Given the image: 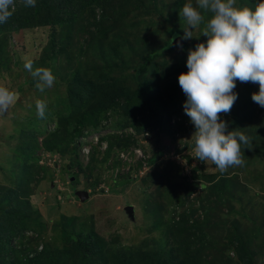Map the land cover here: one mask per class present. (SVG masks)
<instances>
[{"label":"rangeland","instance_id":"1","mask_svg":"<svg viewBox=\"0 0 264 264\" xmlns=\"http://www.w3.org/2000/svg\"><path fill=\"white\" fill-rule=\"evenodd\" d=\"M173 2L163 0L166 7L161 10V17L173 28H181L182 35L173 38L177 49L163 53L156 63L160 69L181 71L187 69L188 50L179 45L192 44L194 49L197 43L205 42L206 37L199 35L201 25L193 30V38L181 39L185 23L180 16L181 10L173 13ZM236 2L237 6H247L246 2ZM148 14L150 16L142 9L136 10L119 24L126 25L123 32H129L130 45L116 61L118 69L111 76L124 78L125 90L133 89L136 70L148 62L152 50L160 45L156 41L159 36L151 30L159 26V18ZM119 33L117 28L108 37L103 49L105 54ZM54 35L51 27L27 28L0 35V86L18 94L17 102L6 114L0 115V194L10 189L21 191L20 200L28 203L32 223L24 236L12 241L13 246L40 251L46 244L50 248L61 247L65 244L63 239L70 235L94 232L104 242L118 241L112 252H120V248L143 252L162 249L163 252L177 244V240L170 239L172 233L169 231H177L171 229L183 216L188 222L182 227L207 224L199 228L209 239L204 251L205 261L241 264L236 252L226 247L233 234L229 231L236 223L241 235H256L253 220L260 213L264 217V150L259 159L253 157L258 148L264 146V133L255 123L264 120L260 106H255L253 125L241 130L250 138V144L241 145L243 166L229 168L224 173L210 161L194 158L191 135L195 129L191 123L184 125L187 128L184 132L177 128L175 136L168 133V128L162 133H153L142 142L135 139L134 144L133 128L125 130L122 125L126 121L130 126L135 125L137 116L125 119L122 113L108 109L98 115V124L90 121V113L100 101L97 92L94 101H84L81 109H68L67 83L72 73H79L87 81L94 80L104 64L95 43L81 49L84 35L73 33L64 51L59 44L50 49L51 38H56V33ZM26 59L34 61L33 68L52 70L56 77L53 87L43 93L35 87L36 81L23 67ZM144 77L153 80L151 73ZM256 88L258 84L237 81V102L250 96ZM37 100L47 102L44 119L36 114ZM85 114L91 124L79 135L76 128ZM60 120L65 122L60 123ZM175 123L176 118H173V130ZM127 139L130 144L117 147L116 142ZM31 147L36 152L26 158ZM134 150L141 158L138 161H135ZM160 151L161 156L154 159ZM222 184L226 191H217L216 187ZM228 191H232L234 197L228 196L231 194ZM128 208L132 211L131 218ZM157 213L160 214L158 218ZM180 233L181 242L191 237V232ZM257 252L252 264H264V248Z\"/></svg>","mask_w":264,"mask_h":264},{"label":"trees","instance_id":"2","mask_svg":"<svg viewBox=\"0 0 264 264\" xmlns=\"http://www.w3.org/2000/svg\"><path fill=\"white\" fill-rule=\"evenodd\" d=\"M187 2L188 0H174L171 4L173 13L181 10ZM240 2H246L249 8L254 9L260 0H240ZM125 6L128 8L124 9ZM164 7L166 6L163 4V0H36L35 8H26L23 6L22 0H16V11L6 23L0 24V35H8L11 32L27 28L51 27L53 35L56 33V38L52 36L50 49L59 44L62 46L61 51H64L73 33L76 36L80 34L85 36L84 46L81 49L90 47L92 43L98 45L97 52H99V58L104 65L96 72L94 80L87 81L81 78L79 73H72V77L67 83L68 109L72 108L76 111L81 109L84 101H94L95 92H97L100 95V101H102H99L90 113L92 115L90 121L94 125L98 124V115L108 109L116 111L117 114L122 113L125 119L132 115L137 116L135 125L130 126L127 121L122 125L125 130L127 127L133 128L136 136L132 135L131 138L135 144V139L140 140L141 134L145 131L159 134L169 128L168 133L175 136L177 128L178 131L184 132L187 130L184 125L191 123L183 110V102L186 97L178 84V76H176L186 73L187 69L169 71L160 69L156 63V59L161 58L163 53L173 52L177 49L173 45V38L182 35L179 32L181 28H173L168 20L162 19L161 10ZM140 9L145 12L146 16H150L148 13H151L152 16L159 18V26L157 25L151 30L153 34L156 33L159 36L156 41L160 45L157 49L152 50L153 53L148 62L136 70V76L133 77V89L125 90L123 85L125 79L111 76L118 69L116 61H119V58L123 56L122 53L126 51V47L130 45L128 42L129 32H123V27L126 25L121 27L119 24L123 19L127 20L128 16L126 15ZM117 28L121 33L109 47V52L105 54L103 49H105L108 37ZM57 30L58 32H55ZM164 36L166 37L163 38ZM189 48H193V45L188 43L182 45L183 50ZM52 58L56 59L54 50ZM146 73H151L153 80H146L144 77ZM173 82H175L174 85ZM254 92H258V88L251 91L250 96L245 97L242 101L237 102L239 99L237 98L229 114H221V119L228 125L227 130L239 129L241 131L253 125L252 117L256 112V103L252 101L251 94ZM132 99L135 101L132 102ZM259 109L264 111V108L260 107ZM87 118V114L83 115L76 128L79 135L91 124ZM173 118H176L175 126L173 125L175 130L171 128ZM63 122L65 120H60V123ZM255 123L261 126V133H264L262 132L264 131V120L260 119ZM128 144H130L128 139L116 142L119 148L126 147ZM21 150L25 152V149ZM263 150L264 146L258 148L253 157L256 156L255 158L259 159ZM34 152L36 150L31 147L30 155L25 157L31 158ZM159 156H161V151L156 154L154 159ZM23 174L28 175V173ZM224 189V184L216 187L219 192H225ZM20 192L10 189L4 194H0V264H215L207 259L205 261L204 251L209 239L199 228L207 226V224L202 223L199 227L195 225H191L190 228L182 227L184 223L188 222L183 216L174 222L171 229L176 228L177 231L175 233H173L174 230L169 231V234L172 233L170 239L177 240V244L174 243L176 245L167 250L163 249V252H161L162 249L143 252L138 249L132 251L125 248H120V252H112L118 241L113 239L111 242H104L94 232L88 234L79 232L73 236L70 235L63 239L65 244L61 247L50 248L46 244L40 251H30L25 246L16 248L12 241L24 236V233L32 225L29 209H27L28 203L21 202L20 195L22 193ZM229 193L231 194L228 196L234 197L232 191ZM159 215L157 213V218ZM253 221L256 225V235H241L237 224L234 223L229 231L233 234L229 236L227 246L225 245L236 252L241 264H252V258L258 254L257 250L264 248V217L260 213ZM186 231L191 232V237L184 238V241L181 242L182 233L180 232L185 233ZM191 247L192 249L189 250ZM227 264L229 263L227 262Z\"/></svg>","mask_w":264,"mask_h":264},{"label":"clouds","instance_id":"3","mask_svg":"<svg viewBox=\"0 0 264 264\" xmlns=\"http://www.w3.org/2000/svg\"><path fill=\"white\" fill-rule=\"evenodd\" d=\"M22 3L26 8L36 6V0ZM15 11L16 0H0V24L6 23ZM180 16L185 23L181 39L193 38V30L201 25L199 35L206 37L205 42L188 49L187 72L177 77L186 97L184 113L195 129L191 135L194 158L210 161L224 173L243 166L241 145L250 144L244 132L227 130V123L221 119V114L230 113L238 98L236 82L258 84V92L252 93L251 99L264 108V0L254 9L237 6L236 0H188ZM33 63L26 59L23 67L43 93L53 87L56 77L50 68H33ZM17 100L15 91L0 86V115L6 114ZM47 108L46 101H36L38 118H45ZM152 135L153 132H143L140 142Z\"/></svg>","mask_w":264,"mask_h":264},{"label":"water","instance_id":"4","mask_svg":"<svg viewBox=\"0 0 264 264\" xmlns=\"http://www.w3.org/2000/svg\"><path fill=\"white\" fill-rule=\"evenodd\" d=\"M127 211H128V215H129V217L131 218V216H132L131 208H128Z\"/></svg>","mask_w":264,"mask_h":264},{"label":"built area","instance_id":"5","mask_svg":"<svg viewBox=\"0 0 264 264\" xmlns=\"http://www.w3.org/2000/svg\"><path fill=\"white\" fill-rule=\"evenodd\" d=\"M133 135H134V133H133ZM145 136H147V134H145ZM134 151H135V150H134ZM138 151H140V150H138ZM135 154H136V157H135L136 160H135V161H138L139 158H138V156H137V151H135ZM140 159H141V158H140ZM140 159H139V160H140Z\"/></svg>","mask_w":264,"mask_h":264}]
</instances>
